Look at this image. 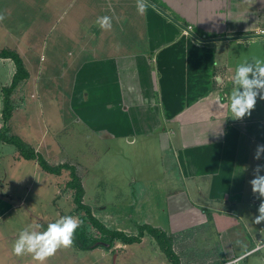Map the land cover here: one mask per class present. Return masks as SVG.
I'll return each instance as SVG.
<instances>
[{"label":"crops","instance_id":"1","mask_svg":"<svg viewBox=\"0 0 264 264\" xmlns=\"http://www.w3.org/2000/svg\"><path fill=\"white\" fill-rule=\"evenodd\" d=\"M61 1L43 2L44 13H57L58 21L68 15L69 20L67 28L58 29L51 48V80L54 85L56 78L58 85L51 103L44 95L35 101L40 98L36 88L43 83L38 74L50 56V45L28 39L38 37L34 29L14 34L20 37L19 46L10 47L22 56L30 76L20 87L23 103L14 109L11 130L18 122L17 134L52 165L58 164L52 162L56 152L44 150V133L35 134L29 124L34 108L42 111L49 105L50 114L61 118L79 100L85 121L99 123L96 132L124 144L158 133L165 163L184 182L167 195L166 224L146 222L173 237L181 264L258 255L264 248V221L255 223L261 198L252 193L249 181L254 168L264 165V155L254 159L257 145H264V100L258 96L250 116L233 119L229 96L236 67L253 58L264 60V0H148L143 15L137 12L136 0ZM105 15L112 18L109 31L94 23ZM56 125V131L64 129ZM1 142V148L8 144ZM23 203L21 198L19 204ZM208 225L220 240H206ZM193 230L195 236L189 238ZM205 240L209 247H204ZM155 250L158 260V243Z\"/></svg>","mask_w":264,"mask_h":264},{"label":"rangeland","instance_id":"2","mask_svg":"<svg viewBox=\"0 0 264 264\" xmlns=\"http://www.w3.org/2000/svg\"><path fill=\"white\" fill-rule=\"evenodd\" d=\"M33 1L26 4L15 2L8 4L6 0H0V15L4 16V20L0 22V50L16 45L20 37L14 34L20 35L31 29L39 31L38 37L34 39L30 36L28 39L34 41L36 45H41L46 40V45L47 43L50 45L47 53L50 56H47L43 63L44 68L38 74L42 77L43 83L41 89L38 86L36 88L40 98H35V101L44 95L46 101L51 103L50 99L58 87L56 78L54 85L51 80L55 69L51 48L58 29H64L65 26L67 28L69 20L68 15L66 17L64 15L65 19L58 21L57 13L49 10L44 13L45 0ZM66 2L67 0L61 1ZM63 56L66 61L64 64H68L67 55ZM0 66L1 127L3 87L11 84L16 65L12 59H0ZM68 69H64V72ZM33 72L37 74L36 69H33ZM22 83L12 94L15 108L21 107L23 103V90L20 89ZM77 85L79 88L80 80H77ZM64 94L67 95L65 92ZM79 102L78 100V105L74 102L61 118L50 114L52 109L49 105L41 107L42 111L34 108L33 113L28 115L34 133L37 135L44 133L43 141L46 146L44 150L48 153L56 152L52 162L73 163L77 173L78 171L81 173L79 176L85 190L83 202L106 227L122 230L127 235H137L140 225L154 224L157 221L162 225L166 224L167 195L172 187H180L184 180L180 173L170 172L168 164L165 163V157L159 149L158 133L140 135L135 144H124L123 140L117 137L105 138L103 132L98 133L94 130L100 126L99 123L85 121L81 113L84 107L83 110H79L82 107ZM56 123L63 124L64 129L56 131ZM19 128L21 129V126L19 127L15 121L14 131L11 130V133H19ZM4 147H0V264H36L31 255L18 257L12 252L13 243L20 230L34 223H39L42 226L41 230H45L49 223L66 215L78 217L83 221L78 231H83L87 242L93 245L91 248H82L75 238L71 248L58 250L54 256L47 259L46 264H162L163 261L169 264L170 261L162 252L157 260L155 252L157 243L149 233H145V237L140 240L145 241V245L139 244L140 241L128 245L119 238L111 240V244H108L109 236L103 234L90 221L86 210L76 203V190L67 184L71 178L70 169H63L58 176L43 171L34 159L21 156L14 144L8 143ZM21 198L25 199L26 204H19ZM212 227V225L206 227L208 236L206 240L211 243L220 240L219 234ZM195 233L193 230L189 238H194ZM206 240L204 247H209ZM106 250L110 253L106 254ZM187 251L193 253L189 248ZM199 256L202 257L203 252ZM219 262L221 260L208 264ZM240 264H264V251H260L256 256L253 254L244 256Z\"/></svg>","mask_w":264,"mask_h":264},{"label":"clouds","instance_id":"3","mask_svg":"<svg viewBox=\"0 0 264 264\" xmlns=\"http://www.w3.org/2000/svg\"><path fill=\"white\" fill-rule=\"evenodd\" d=\"M148 7V0H136L138 14H145ZM3 20L4 16L0 15V22ZM94 23L105 31L112 28V18L107 15L97 17ZM231 79L233 84L229 96L231 117L242 119L250 116L257 103V97L264 100V60L253 58L250 62L240 63ZM262 155L264 145H257L254 159L260 160ZM262 170L264 165H257L253 170L254 178L249 181L252 193L261 198L257 209L258 215L255 217L257 224L264 221V175L260 174ZM82 223L78 217L66 215L49 223L45 230H41L42 226L39 223L28 225L20 230L13 243L12 252L18 257L31 255L36 264H46L47 259L54 256L58 250L68 249L74 245L76 230ZM242 259L244 256L236 257L228 261V264H240Z\"/></svg>","mask_w":264,"mask_h":264},{"label":"trees","instance_id":"4","mask_svg":"<svg viewBox=\"0 0 264 264\" xmlns=\"http://www.w3.org/2000/svg\"><path fill=\"white\" fill-rule=\"evenodd\" d=\"M0 57L11 58L16 65V71L13 75V79L10 85H6L3 87V109H2V117L3 124L0 128V138L5 142L14 144L17 147L18 152L21 156L27 159H34L38 162L39 166L50 172L55 174H61L62 170L67 168L70 169V179L68 181V186L74 188L75 192V201L79 205L86 210L89 214L90 221L99 228V230L109 237V243L111 244V240L119 238L122 239L123 242L130 244L137 241H140L145 233H149L151 236L155 238L157 241L161 251L166 255L167 259L173 264H181L179 255L173 248V237L167 233L166 230L156 227L150 224H143L139 226V232L137 235H127L124 231L118 229H110L106 227L102 222H100L91 212V209L88 205L83 202L84 196V187L81 181L79 174L77 173V169L74 165L70 163H60L57 165H52L48 162V160L41 154L36 151V149L30 146L21 136L18 134L11 133L10 121L13 115V111L15 109L14 100L12 98V94L14 90L26 79L29 78L30 72L25 65V62L22 56L18 51L11 48H2L0 50ZM76 240L81 244L82 248H91L93 243L87 242L86 234L83 231L76 230L75 233Z\"/></svg>","mask_w":264,"mask_h":264},{"label":"built area","instance_id":"5","mask_svg":"<svg viewBox=\"0 0 264 264\" xmlns=\"http://www.w3.org/2000/svg\"><path fill=\"white\" fill-rule=\"evenodd\" d=\"M188 28H192V26L189 25ZM260 248H261V245H258L257 249H260ZM234 258H236V257H234ZM234 258H232V259H234ZM232 259L223 260V261L216 263V264H228V261H230Z\"/></svg>","mask_w":264,"mask_h":264},{"label":"water","instance_id":"6","mask_svg":"<svg viewBox=\"0 0 264 264\" xmlns=\"http://www.w3.org/2000/svg\"><path fill=\"white\" fill-rule=\"evenodd\" d=\"M261 251H264V248L261 250ZM260 251H257L256 253H259Z\"/></svg>","mask_w":264,"mask_h":264}]
</instances>
